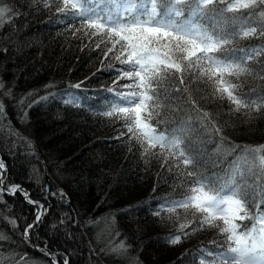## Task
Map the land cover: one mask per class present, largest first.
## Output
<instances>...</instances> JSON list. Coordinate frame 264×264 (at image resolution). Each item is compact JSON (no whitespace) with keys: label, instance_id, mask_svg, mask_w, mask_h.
<instances>
[{"label":"trees","instance_id":"1","mask_svg":"<svg viewBox=\"0 0 264 264\" xmlns=\"http://www.w3.org/2000/svg\"><path fill=\"white\" fill-rule=\"evenodd\" d=\"M154 2L120 24L0 0V264H240L264 221V0ZM113 221L116 256L93 228Z\"/></svg>","mask_w":264,"mask_h":264},{"label":"rangeland","instance_id":"2","mask_svg":"<svg viewBox=\"0 0 264 264\" xmlns=\"http://www.w3.org/2000/svg\"><path fill=\"white\" fill-rule=\"evenodd\" d=\"M99 2H101L102 4L105 2V5H107V3L108 4L111 3L107 0H99ZM114 4H116L115 7L118 10V15H120V17L125 18V17L129 16L132 9H133V6H132L133 3L129 0H115ZM107 7H109V5H107ZM217 42L219 44L221 43L219 40ZM212 45L215 48V44H212ZM214 48H212V50L216 49V48L215 49ZM4 94H5L4 92H2V93L0 92V99L3 100V97H5ZM24 120L25 121H23V124L28 127V125H26L28 120L26 118H24ZM255 154H256V156H255L256 158L254 160H252V163L256 165V161L259 163L261 156L259 155L258 152H255ZM45 187H46V185H45ZM226 190L227 191L224 193V197L229 198L231 195L234 194L233 187L227 186ZM49 193H50V188H49ZM208 199L209 198H207V197L199 195V201H201V202L206 201L207 203H209ZM210 202H212L211 206L213 205V203H216L212 197H211ZM221 207L223 209H226L229 207V203H224L221 205ZM261 215L262 214H260L261 219L264 220V215H263V217ZM257 218L259 220V216ZM104 224L105 223H103V222L93 224V228L96 229V230H94L95 236L96 237H102V239H103V241H101L102 243H104V240L106 238L107 244L102 245V247L104 249V253L108 250L116 256L120 253V251H118V250L121 249L120 247H121V243H122L117 239H115L117 244H115L111 241V237L116 236V235L115 236L113 235V231L116 230V228H117V227H115L116 224L114 221L112 223H109L106 227H104ZM263 225H264V221L261 224L258 222V224H256V227L253 228V230L251 228L248 233H246L242 237H237L235 239V243H237L236 248H235V250L232 251V253H231L232 256H230L232 262L236 261L237 263H240V264H264V226ZM123 252H125V251L123 250ZM49 254H51V253L49 252Z\"/></svg>","mask_w":264,"mask_h":264},{"label":"bare ground","instance_id":"3","mask_svg":"<svg viewBox=\"0 0 264 264\" xmlns=\"http://www.w3.org/2000/svg\"><path fill=\"white\" fill-rule=\"evenodd\" d=\"M48 173H49L48 171H44V174H43V177H42L43 178V181H44V186L46 185L45 190H46L47 193H49V185H50V179H49L50 177H48L49 176ZM0 175H1V179H2L3 178V175H4V168L1 166V164H0ZM1 186L3 187V184L2 183H1ZM22 189H24V186H20V188H17V190L14 189L11 192H9L7 190H4V194L6 196L7 195H14L19 190H22ZM50 258L52 259V256L51 255H50Z\"/></svg>","mask_w":264,"mask_h":264}]
</instances>
